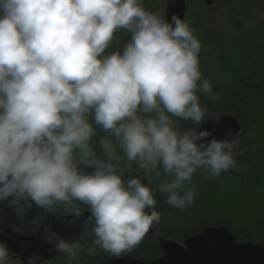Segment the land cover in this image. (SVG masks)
Listing matches in <instances>:
<instances>
[{
	"label": "clouds",
	"instance_id": "9594fccd",
	"mask_svg": "<svg viewBox=\"0 0 264 264\" xmlns=\"http://www.w3.org/2000/svg\"><path fill=\"white\" fill-rule=\"evenodd\" d=\"M121 31L126 42L109 52ZM200 52L187 23L143 0H0V203L21 220L42 210L34 230L58 203L87 205L90 245L44 229L68 264L97 249L112 257L134 250L161 219L152 185L183 210L194 203L186 185L198 169L213 179L236 167L231 129L220 138L180 130L173 119L204 121L198 92L212 88ZM133 164L148 184L124 179ZM10 254L0 242V264Z\"/></svg>",
	"mask_w": 264,
	"mask_h": 264
},
{
	"label": "rangeland",
	"instance_id": "374dc122",
	"mask_svg": "<svg viewBox=\"0 0 264 264\" xmlns=\"http://www.w3.org/2000/svg\"><path fill=\"white\" fill-rule=\"evenodd\" d=\"M169 0H143L148 11L157 12L166 20V4ZM185 23L193 30L201 43L200 70L202 77L210 81L212 93L198 92L205 118L201 125L191 121L173 118L180 130L196 128L217 115L232 116L238 119L242 130L237 136L235 149L236 167L222 171L213 179H206L203 169H198L191 184L195 190L194 203L183 210L170 207L165 196L155 185L156 210L161 219L150 229L158 241H172L183 245L186 239L199 235L205 229L225 227L230 230L238 244H251L264 247V0H216L213 7H207L204 0H186ZM128 34H116L108 50L122 47ZM210 95L218 97L213 101ZM98 135L104 133L98 131ZM99 150V149H98ZM131 171H125L124 179L140 178L148 180L133 164ZM4 203V202H3ZM8 209V204L6 206ZM89 211L87 205L68 206L56 204L54 215H75ZM42 210L33 207L24 220L12 210L2 213L0 226L32 236V218ZM46 218V219H47ZM93 220L85 226L79 241L87 246L93 240ZM157 242L146 235L131 252L121 256H132L144 261L145 257L157 255ZM109 253L97 249L95 255L81 253L79 260L72 264H102ZM110 260V258H108ZM9 264H22L11 262ZM68 264V258L61 256L56 263Z\"/></svg>",
	"mask_w": 264,
	"mask_h": 264
},
{
	"label": "water",
	"instance_id": "95a60500",
	"mask_svg": "<svg viewBox=\"0 0 264 264\" xmlns=\"http://www.w3.org/2000/svg\"><path fill=\"white\" fill-rule=\"evenodd\" d=\"M215 1L204 0L207 7H213ZM186 9V0H169L166 4V20L176 15L184 21ZM202 128L210 130L213 136L220 138L230 129L235 136L241 131L239 120L231 116H222L220 125L210 119ZM90 218L89 211L78 216L57 215L43 221L32 236L20 235L14 230L0 227V242L6 243L10 250L9 261L19 259L27 264L28 258L35 256L38 258L37 264H43L59 255L45 239V226L51 225L65 239L79 241ZM160 244L163 256L155 261L146 263L127 256L112 258L109 264H264V247L237 244L230 230L225 227L205 229L199 235L186 239L184 245L172 241H162Z\"/></svg>",
	"mask_w": 264,
	"mask_h": 264
},
{
	"label": "trees",
	"instance_id": "16d2710c",
	"mask_svg": "<svg viewBox=\"0 0 264 264\" xmlns=\"http://www.w3.org/2000/svg\"><path fill=\"white\" fill-rule=\"evenodd\" d=\"M80 202L79 201H74L73 202V205H78ZM3 205H5L6 206V202H4V203H0V217L3 215L2 213H4V212H6L7 210L8 211H10V210H12L10 207H8V209H6L5 207H3ZM33 207H35V206H33ZM33 209V208H32ZM93 220V219H92ZM147 236H148V238L151 240V241H156L157 242V246H158V248L157 249H159V253L157 254V255H151V256H148V257H145V260L144 261H151V260H154V259H157V258H159V257H161V253H162V251H161V249H160V246H159V238H158V236L156 235V234H154V233H152L151 231H149V233L147 234ZM61 256H65L63 253L60 255V256H58L56 259H54L53 261H51V262H53V263H56L57 262V260L59 259V257H61ZM112 256H110V255H108L107 257H106V260L102 263V264H108L109 263V259L108 258H111Z\"/></svg>",
	"mask_w": 264,
	"mask_h": 264
},
{
	"label": "bare ground",
	"instance_id": "6f19581e",
	"mask_svg": "<svg viewBox=\"0 0 264 264\" xmlns=\"http://www.w3.org/2000/svg\"><path fill=\"white\" fill-rule=\"evenodd\" d=\"M224 116H226V115H224Z\"/></svg>",
	"mask_w": 264,
	"mask_h": 264
}]
</instances>
